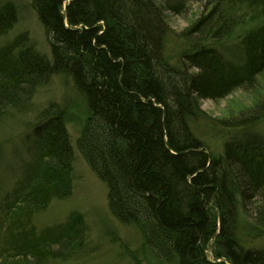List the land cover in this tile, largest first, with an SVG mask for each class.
I'll list each match as a JSON object with an SVG mask.
<instances>
[{
  "label": "trees",
  "instance_id": "trees-1",
  "mask_svg": "<svg viewBox=\"0 0 264 264\" xmlns=\"http://www.w3.org/2000/svg\"><path fill=\"white\" fill-rule=\"evenodd\" d=\"M65 2L31 0L52 60L24 34L0 45V120L27 107L55 73H68L89 109L79 149L108 185L112 213L140 228L151 257L160 264H225L221 257L264 264V248L247 243L264 237V137L235 134L210 156L191 124L210 118L202 99L240 89L252 103L231 105L219 125L247 131L263 120L264 0H70L66 9ZM193 3L201 11L182 32L185 62L171 65L163 53L165 13L182 15ZM18 19L16 3L3 2L0 36ZM233 36L237 59L225 49ZM65 113L49 104L37 117L36 159L7 205L10 245L0 264L64 261L85 247L80 214L40 235L32 225L35 213L74 188ZM213 239L222 251L214 242L211 260Z\"/></svg>",
  "mask_w": 264,
  "mask_h": 264
},
{
  "label": "rangeland",
  "instance_id": "rangeland-1",
  "mask_svg": "<svg viewBox=\"0 0 264 264\" xmlns=\"http://www.w3.org/2000/svg\"><path fill=\"white\" fill-rule=\"evenodd\" d=\"M8 0H0V6ZM16 3L19 19L6 35L0 36V45L24 34L27 44L33 45L43 56L50 60L52 45L50 35L41 22L31 0H11ZM67 1V0H66ZM69 4V3H68ZM65 6V5H64ZM185 13H165L168 32L164 38L163 53L171 65L182 66L184 52L188 51V41L182 36L184 28L201 11L200 4L193 3ZM239 30V28L237 29ZM236 36L224 43L228 53L239 56V44ZM232 55V57H233ZM233 57V58H234ZM32 102L22 110L12 111L0 120V256L10 245L9 221L6 218L8 203H12L27 180L32 164L35 161L33 145L40 133H36L39 124L37 117L49 104H61L66 109L64 120L75 152L73 171V191L67 198L54 199L46 209L33 216L32 225L37 235L52 231L62 226L73 214H80L86 225V244L82 251L66 260H53L48 264H160L149 254L145 237L139 227L123 223L111 211L108 199V185L100 178L79 149L83 127L87 122L89 109L87 101L75 87L73 78L64 72L55 73L50 81L40 86ZM252 97L240 89L218 101L202 99L200 104L209 119L199 118L191 122L194 132L201 137L209 155L218 154L223 149L226 139L248 133L264 137V118L250 129H226L219 125L217 118L224 116L232 106L249 105ZM42 134V133H41ZM30 224V226L32 227ZM208 245L206 254L214 259L215 244ZM247 243L255 249L264 248V237H249ZM217 249L222 251V244L216 242Z\"/></svg>",
  "mask_w": 264,
  "mask_h": 264
},
{
  "label": "water",
  "instance_id": "water-1",
  "mask_svg": "<svg viewBox=\"0 0 264 264\" xmlns=\"http://www.w3.org/2000/svg\"><path fill=\"white\" fill-rule=\"evenodd\" d=\"M68 3H69V0H67V2H66V6H67ZM65 14H66V12H65Z\"/></svg>",
  "mask_w": 264,
  "mask_h": 264
}]
</instances>
